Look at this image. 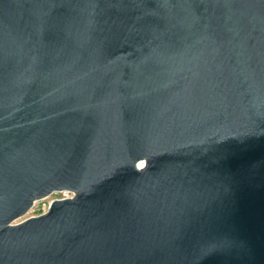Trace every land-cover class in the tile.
Segmentation results:
<instances>
[{"label":"water","instance_id":"95a60500","mask_svg":"<svg viewBox=\"0 0 264 264\" xmlns=\"http://www.w3.org/2000/svg\"><path fill=\"white\" fill-rule=\"evenodd\" d=\"M0 264H264V0H0Z\"/></svg>","mask_w":264,"mask_h":264},{"label":"rangeland","instance_id":"374dc122","mask_svg":"<svg viewBox=\"0 0 264 264\" xmlns=\"http://www.w3.org/2000/svg\"><path fill=\"white\" fill-rule=\"evenodd\" d=\"M67 194L68 193L66 192H54L42 199L36 200L34 205L30 207L29 211L23 217L16 219V222L25 220L28 217L31 218L32 216H37V215L45 213L54 199L63 197Z\"/></svg>","mask_w":264,"mask_h":264},{"label":"built area","instance_id":"2783aa9c","mask_svg":"<svg viewBox=\"0 0 264 264\" xmlns=\"http://www.w3.org/2000/svg\"><path fill=\"white\" fill-rule=\"evenodd\" d=\"M61 192H66L68 194L63 197L57 198V199H64V198L72 197L74 195V193L70 191H61Z\"/></svg>","mask_w":264,"mask_h":264},{"label":"snow or ice","instance_id":"6c2138e0","mask_svg":"<svg viewBox=\"0 0 264 264\" xmlns=\"http://www.w3.org/2000/svg\"><path fill=\"white\" fill-rule=\"evenodd\" d=\"M138 167L143 168V167H144V163L141 162V163L138 165Z\"/></svg>","mask_w":264,"mask_h":264}]
</instances>
